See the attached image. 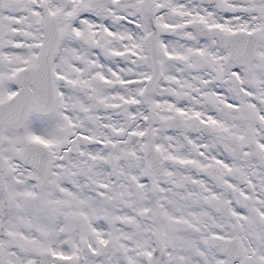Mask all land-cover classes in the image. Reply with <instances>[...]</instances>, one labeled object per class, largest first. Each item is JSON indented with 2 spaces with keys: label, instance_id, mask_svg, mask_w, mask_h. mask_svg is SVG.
I'll return each mask as SVG.
<instances>
[{
  "label": "snow or ice",
  "instance_id": "6c2138e0",
  "mask_svg": "<svg viewBox=\"0 0 264 264\" xmlns=\"http://www.w3.org/2000/svg\"><path fill=\"white\" fill-rule=\"evenodd\" d=\"M0 264H264V0H0Z\"/></svg>",
  "mask_w": 264,
  "mask_h": 264
}]
</instances>
